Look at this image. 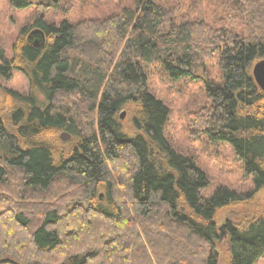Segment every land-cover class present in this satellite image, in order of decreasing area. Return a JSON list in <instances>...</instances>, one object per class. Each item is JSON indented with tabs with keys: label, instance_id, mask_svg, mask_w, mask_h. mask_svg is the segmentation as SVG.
I'll return each instance as SVG.
<instances>
[{
	"label": "trees",
	"instance_id": "1",
	"mask_svg": "<svg viewBox=\"0 0 264 264\" xmlns=\"http://www.w3.org/2000/svg\"><path fill=\"white\" fill-rule=\"evenodd\" d=\"M174 7L131 0L79 23L40 15L9 54L0 42V75L29 81L27 92L6 89L0 108V264H217L206 252L220 237L217 211L264 188V91L252 73L264 58V0H216L199 18ZM33 26L46 33L41 46L27 38ZM216 53L219 80L198 73ZM152 66L172 81H203L209 104L194 124L231 145L252 189L206 192L207 171L169 138ZM129 104L131 131L121 125ZM226 227L228 264L264 255V212Z\"/></svg>",
	"mask_w": 264,
	"mask_h": 264
},
{
	"label": "rangeland",
	"instance_id": "2",
	"mask_svg": "<svg viewBox=\"0 0 264 264\" xmlns=\"http://www.w3.org/2000/svg\"><path fill=\"white\" fill-rule=\"evenodd\" d=\"M48 1L53 0H35V3L30 7L16 9L11 5L10 0H0V42L7 54L11 52L21 28L25 25H32L40 15H43L47 21L55 22L61 21L64 17L75 23L104 21L109 15L120 11L124 5L131 3V0H59V6L46 8L45 3ZM169 2L175 3L177 6L174 9H177L175 13L178 17L182 15L183 17L188 16V18L202 17V11L206 15L209 10L211 11V5L216 4V0H169ZM208 19L212 20L210 16ZM205 63L207 73L201 68L198 69V73H205L209 78L215 80L221 79L219 54L216 53L208 57ZM149 85L154 93L170 106L171 112L166 126L170 140L181 151L195 156L198 163L209 174L210 185L206 192H214L220 185L238 191L252 189V178L245 175L242 162L237 158L231 145L226 142H212L203 133L202 127L194 124L195 121H199L209 104L203 81L190 79L172 81L158 66H152L149 69ZM6 89L27 92L29 89L28 78L18 70H14L8 77L0 75V108L4 104ZM122 112H124V116L121 117V125L124 129L131 131L135 105H127ZM102 196L103 194H101ZM263 212L264 188L258 190L250 200L231 203L220 208L216 213L220 237L213 247H207L206 252L213 254L217 264H228L231 255L227 221L244 223ZM137 226L144 239L141 226L138 223ZM50 256L46 254L43 257L48 259ZM55 259L59 260L60 258L55 257ZM254 264H264V255Z\"/></svg>",
	"mask_w": 264,
	"mask_h": 264
},
{
	"label": "water",
	"instance_id": "3",
	"mask_svg": "<svg viewBox=\"0 0 264 264\" xmlns=\"http://www.w3.org/2000/svg\"><path fill=\"white\" fill-rule=\"evenodd\" d=\"M32 36H39V38H37L34 42L36 46H40L45 42H41L44 37V31L40 28L32 30L29 34V38ZM252 73L255 78V81L257 82L259 87L264 91V58H261L254 63ZM123 116L124 112L121 113V117ZM61 137L62 139L67 140L71 137V135L70 133L63 131L61 133Z\"/></svg>",
	"mask_w": 264,
	"mask_h": 264
},
{
	"label": "flooded vegetation",
	"instance_id": "4",
	"mask_svg": "<svg viewBox=\"0 0 264 264\" xmlns=\"http://www.w3.org/2000/svg\"><path fill=\"white\" fill-rule=\"evenodd\" d=\"M36 28H40V29H42V30L44 31V29H43L42 27H40V26H33V27L28 31V33H27V38H28L31 42H33V44H34L35 40H36L37 38H39V36H32V37L29 38V34H30V32H31L32 30H34V29H36ZM45 40H46V33H45V31H44V37H43V39H42L41 42H44ZM34 45H35V44H34ZM40 46H41V45H40Z\"/></svg>",
	"mask_w": 264,
	"mask_h": 264
}]
</instances>
